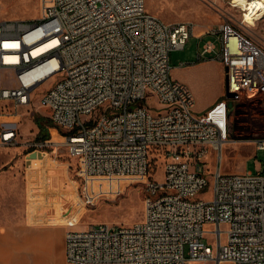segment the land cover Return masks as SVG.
<instances>
[{
  "label": "built area",
  "instance_id": "2783aa9c",
  "mask_svg": "<svg viewBox=\"0 0 264 264\" xmlns=\"http://www.w3.org/2000/svg\"><path fill=\"white\" fill-rule=\"evenodd\" d=\"M38 1L36 21L0 20V102L27 108L47 84L40 103L52 137L36 146L61 137L85 192L94 180L124 177L144 187L141 220L68 230L66 264H264V161L256 173L222 170L224 147L237 143V103L264 104V45L230 22L205 32L220 43L226 93L236 97L232 109L226 97L195 113L192 92L170 66V54L193 36L192 22L167 23L145 0ZM216 52L207 40L198 59ZM11 117L0 114V144L17 141ZM248 143L264 153V135ZM160 158L158 182L151 171Z\"/></svg>",
  "mask_w": 264,
  "mask_h": 264
},
{
  "label": "rangeland",
  "instance_id": "374dc122",
  "mask_svg": "<svg viewBox=\"0 0 264 264\" xmlns=\"http://www.w3.org/2000/svg\"><path fill=\"white\" fill-rule=\"evenodd\" d=\"M231 1L145 0L146 9L167 23L192 22L195 34L203 28L207 32L218 28L223 22H230L236 29L243 30L257 43L264 45V14L257 18L254 28H243L240 23L244 7L232 4ZM39 15L38 0H3L0 20L30 22L36 21ZM207 40L216 41L217 52L205 56L202 62L191 65L197 62V55L200 51L198 49ZM219 49L220 43L215 36L197 37L194 35L190 38L186 49L177 50L174 55L178 61L189 65L174 68L173 58L171 60L173 79L192 88L195 113L205 111V107L219 92H221L222 99L226 98L225 69L216 57ZM9 80L10 78L7 77L6 85L12 86L13 81ZM46 88H48L47 84L34 93V99L27 108H16L11 102H0V114L14 116L5 118V120L16 121L18 126L17 141L13 145L0 144V207L7 212L8 210L9 212L21 210L24 207V197H28L30 186L34 184L38 176L39 185L34 184L38 197L29 199V207L37 210L41 217L50 216L60 221H70L68 226L79 230L99 223L128 226L141 220L144 211L142 184L136 183L135 180L131 181L132 178L129 177L114 181L112 179L94 180L89 183V188L95 187L96 189L88 188L85 192V181L77 174V160L69 155L61 137L54 132L53 140L48 146L43 148L36 146L42 141L37 137L39 128L35 120L47 116L45 108L40 103L42 92ZM148 103L153 108L159 109L154 96L149 95ZM233 107L234 100L229 99V108ZM231 127L230 135L232 139L237 140V143L227 144L224 147L223 172L256 173L264 161V153L256 151L254 146L248 142L264 135L262 98L253 97L237 103ZM59 133L62 135L64 130H59ZM51 137L49 132V138ZM40 150L45 153L42 158L31 159L30 166H27V154ZM161 163L162 158L155 160L152 164L151 172L155 171L153 174L158 182L163 181L164 178V167ZM215 164L216 156L212 155L207 166L213 168ZM51 171L55 177V183L57 184V180L60 182L58 189L55 190L56 193L47 192L45 179L48 176L46 174ZM84 193L88 195V199ZM49 197L56 199L54 207L46 203ZM199 197L204 200L211 199L209 193H201ZM209 243L214 246L212 242Z\"/></svg>",
  "mask_w": 264,
  "mask_h": 264
},
{
  "label": "crops",
  "instance_id": "0c3cea01",
  "mask_svg": "<svg viewBox=\"0 0 264 264\" xmlns=\"http://www.w3.org/2000/svg\"><path fill=\"white\" fill-rule=\"evenodd\" d=\"M203 29L196 34L193 33V36L204 37L205 30ZM202 46L198 50L201 51ZM185 49L186 47L183 50ZM175 54V51L170 54V66L172 58L174 68L187 67L189 65L183 61H178L176 56L174 57ZM204 58L205 57L199 60L197 57V62L190 64L196 65L197 63L202 62ZM184 85H186L192 92V88H190L189 85ZM220 99L221 92L216 94L202 113L206 112ZM46 175H48L47 178L45 176L47 192L50 191V193H52L53 191V193H56L55 190L58 189L57 187L60 185V182L57 180V184L55 183V177L53 176L52 171ZM39 181V177L37 176L34 180L35 186L39 185ZM34 184L30 186L28 197H24V207L21 210H15L16 212H9L8 210L7 212L4 208L0 207V264H66V232L68 230L79 229H76V227L73 226H68L70 221H60L56 217L50 218V216L41 217L38 215L37 210H34L32 207L30 208L29 199L38 195L35 192L36 189ZM3 193L1 194L3 195ZM50 197L47 199L46 203L50 204L51 207H54L56 199H51ZM58 198L60 197L58 196Z\"/></svg>",
  "mask_w": 264,
  "mask_h": 264
},
{
  "label": "bare ground",
  "instance_id": "6f19581e",
  "mask_svg": "<svg viewBox=\"0 0 264 264\" xmlns=\"http://www.w3.org/2000/svg\"><path fill=\"white\" fill-rule=\"evenodd\" d=\"M231 2L232 4L244 7V12L241 14L242 22L240 24H243L248 29L254 28L257 18L264 14V0H232ZM45 47H41L38 51L43 50Z\"/></svg>",
  "mask_w": 264,
  "mask_h": 264
},
{
  "label": "trees",
  "instance_id": "16d2710c",
  "mask_svg": "<svg viewBox=\"0 0 264 264\" xmlns=\"http://www.w3.org/2000/svg\"><path fill=\"white\" fill-rule=\"evenodd\" d=\"M36 125L39 128V133H38V139L41 140L42 142L49 139V132L48 128L52 126V123L48 116L46 117H39L35 120Z\"/></svg>",
  "mask_w": 264,
  "mask_h": 264
},
{
  "label": "water",
  "instance_id": "95a60500",
  "mask_svg": "<svg viewBox=\"0 0 264 264\" xmlns=\"http://www.w3.org/2000/svg\"><path fill=\"white\" fill-rule=\"evenodd\" d=\"M226 97L229 98V99H233L236 97L235 94H229V93H226ZM45 153L42 152V151H33V152H30L29 154H27L26 156V165L27 166H30V162H31V159L33 158H42V156L44 155Z\"/></svg>",
  "mask_w": 264,
  "mask_h": 264
}]
</instances>
